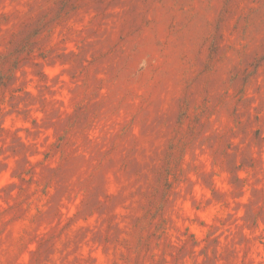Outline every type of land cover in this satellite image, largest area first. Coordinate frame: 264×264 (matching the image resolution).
I'll return each instance as SVG.
<instances>
[{"label":"clouds","instance_id":"clouds-1","mask_svg":"<svg viewBox=\"0 0 264 264\" xmlns=\"http://www.w3.org/2000/svg\"><path fill=\"white\" fill-rule=\"evenodd\" d=\"M58 3L0 0V17H8L0 54L24 23L53 21L40 34L46 45L0 84V264H264V199L254 196L264 192V70L260 92L243 93L252 103L239 120L229 86L226 103L204 114L213 94L206 103L199 95L178 129L170 127L195 71L172 46L175 37L160 36L161 49L149 46L121 78L95 72L97 87L82 71L73 76L75 58L99 38L92 33L113 31L124 9L108 8L104 19L93 6L60 11ZM245 46L251 50V38L237 44ZM249 118L245 135L240 125ZM167 150L170 187L155 202L159 212L144 219L142 194L162 187L152 169L164 167ZM130 152L147 165L142 172H130Z\"/></svg>","mask_w":264,"mask_h":264},{"label":"rangeland","instance_id":"rangeland-1","mask_svg":"<svg viewBox=\"0 0 264 264\" xmlns=\"http://www.w3.org/2000/svg\"><path fill=\"white\" fill-rule=\"evenodd\" d=\"M259 5L252 7V5ZM82 5L95 7L104 17L108 8L121 7L124 9L118 17L119 23L113 24V31L92 33L99 38L93 43L85 45L80 55L75 58L73 76L82 71L86 79L99 87L100 81L95 79V72L106 71L110 79H118L133 71V66L141 55L151 46L161 49L160 36L175 37L172 41L174 48H179L183 55L181 59L193 65L195 71L186 83L184 96L176 101V111L169 118L170 127H177L187 116L186 109L199 96L212 93L214 101L212 108H205L204 114L215 109L216 104H224L226 89L230 86L235 90L232 100L235 102L230 114L239 120L241 115L247 114V108L252 99H243V93L250 86H256L257 77L264 70V0H59L60 11L75 10ZM187 9V11H186ZM247 9V11H245ZM111 15V14H109ZM151 15L152 19H149ZM55 19V18H53ZM8 17H0V21L7 22ZM53 21H44L42 18L30 20L21 25L18 33L10 40V49L6 54H0V84L11 82V70L21 62H29L32 49L44 47L46 39L40 34ZM148 32V35L145 33ZM242 38H251L252 47L238 48ZM99 45V47H97ZM143 46V47H142ZM187 48L185 52L184 49ZM92 52L93 59L85 67L84 61L88 52ZM70 57H63L67 60ZM107 65V68L104 66ZM94 66V72L92 71ZM256 91L260 88L256 86ZM243 107L244 112L237 109ZM261 108H264L262 100ZM260 109H257L259 111ZM199 129L206 125L200 123L199 117L194 121ZM255 123L251 118L246 124L240 125V131L247 135L246 129ZM174 128V131H177ZM152 125L145 123V131L150 132ZM258 130L254 139L260 137ZM236 133H232L235 135ZM215 139V137H213ZM224 143L227 144L228 136ZM135 148L131 150L134 152ZM130 152L127 167L132 174L142 172V167ZM172 158L170 150L165 152L164 167L152 169L155 179L162 185L142 194L147 201L142 207L145 210L144 219L155 216L152 209L158 199L163 198L164 191L170 187L166 183L168 163ZM235 156L229 158V167L235 173ZM245 163H250L246 158ZM146 179V176H144ZM236 181V176L233 175ZM237 183H239L237 181ZM257 199H264V192H254ZM95 204V199L85 203L87 208ZM251 216V208L249 209ZM132 222L139 223L133 216ZM47 247V245H42Z\"/></svg>","mask_w":264,"mask_h":264}]
</instances>
